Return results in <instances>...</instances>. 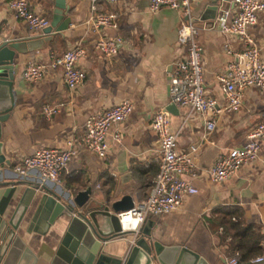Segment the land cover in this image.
<instances>
[{
    "label": "crops",
    "instance_id": "crops-1",
    "mask_svg": "<svg viewBox=\"0 0 264 264\" xmlns=\"http://www.w3.org/2000/svg\"><path fill=\"white\" fill-rule=\"evenodd\" d=\"M222 0L217 1V6ZM30 8L51 21L55 0H28ZM70 18L68 27L60 32L45 34L50 38L42 47L18 56L15 67L13 93L15 107L1 124L2 154L7 163L0 164L2 175L41 180L53 191H78L90 186L96 200L112 202L129 195L133 205L141 201L149 187L148 177L158 168V141L150 128V116L168 104V73L174 60L183 55L184 47L177 40L178 27L183 19L180 12L159 7L150 12L147 0H117L113 4L98 1L94 11L87 0H64ZM207 0H190L189 19L197 27L196 40L201 47V64L205 94L224 103L220 83L215 74L224 69L231 57L229 49L240 48L232 36L221 34L212 26L217 10L205 11ZM208 12V13H206ZM114 15L115 27L90 23L92 14ZM213 16L204 18L205 15ZM249 32L260 48L264 62V12L257 16ZM44 37L16 19L0 0V36ZM98 38L119 40L118 51L103 57L93 48ZM84 49V56L76 64L85 72V79L70 91L62 79L61 69L47 70L41 80L27 83L21 71L27 62L46 63L51 53L59 54L74 45ZM128 100V116L113 125L106 135L107 151L99 158L80 148L62 172L58 181L43 180L36 170L20 175L13 170L20 158L36 148L65 149L67 141L77 140L82 134L84 119ZM44 105H61L60 110L47 118ZM170 114L169 129L175 135L178 149L196 146L193 161L197 170L208 168L217 154L244 143L246 133L264 121V89L247 88L236 111L220 112L214 116V128L205 130L204 119L188 107L176 106ZM117 130L119 142L111 132ZM196 192L183 197L172 212L150 216L151 233L163 245H184L197 253L208 264H225L229 253L224 234L215 226L218 209L235 208L243 224L251 225L262 237L264 247V144L260 143L257 158L241 165L221 182H210L204 175L190 178ZM24 187L21 186V189ZM33 197L17 234L37 257L36 264H50L66 224H54L40 234L26 229L36 207ZM149 218V217H148Z\"/></svg>",
    "mask_w": 264,
    "mask_h": 264
},
{
    "label": "built area",
    "instance_id": "built-area-1",
    "mask_svg": "<svg viewBox=\"0 0 264 264\" xmlns=\"http://www.w3.org/2000/svg\"><path fill=\"white\" fill-rule=\"evenodd\" d=\"M89 10L96 9L98 1L113 4L117 0H87ZM148 10L153 12L159 7L178 11L183 16L177 33V40L183 45V55L174 60L168 73V104L188 107L204 119L205 130L214 128V116L220 112L236 111L242 95L247 88L264 89V62L260 48L249 32L255 25L257 16L264 12V0H222L217 6L218 12L212 26L223 34L234 37L240 48L231 50L227 44L223 49L231 59L225 68L215 74L220 83L224 103L217 106L214 98L205 94L201 64V47L196 40L197 27L189 19L190 0H147ZM13 16L24 21L34 31H42L49 26L50 20L30 8L28 0H6ZM114 15L92 14L89 17L94 27H115ZM117 38H98L93 48L103 57H112L118 51ZM84 56L79 44L62 53L49 55L48 62H27L21 71V79L27 83H36L47 70L60 68L62 79L70 91H73L85 79L84 70L76 64ZM61 105H44L42 113L50 118L60 110ZM131 111L128 100H122L102 111L89 114L83 122L82 134L77 140L67 141L65 149L48 147L36 148L30 155L23 156L14 165L13 170L26 174L30 170L39 172L43 180L58 181L78 149L83 148L99 158L107 151L106 135L116 123L123 121ZM170 114L165 108H159L150 116V128L158 141V168L148 177L149 187L146 196L131 209L117 214L121 229L137 232L150 216L165 215L174 211L184 196L196 192V188L181 176L196 178L200 175L210 182H221L232 175L241 165L257 158L260 143L264 144V121L258 122L246 133V140L239 146L231 147L216 155L211 165L203 171L197 170L193 155L195 145L186 150L178 149L175 135L169 129ZM114 142H119L117 130L111 132ZM229 237H225L228 243ZM264 262V247L252 257L249 264ZM225 264H240L238 253H229Z\"/></svg>",
    "mask_w": 264,
    "mask_h": 264
},
{
    "label": "water",
    "instance_id": "water-1",
    "mask_svg": "<svg viewBox=\"0 0 264 264\" xmlns=\"http://www.w3.org/2000/svg\"><path fill=\"white\" fill-rule=\"evenodd\" d=\"M218 0H207L205 11L217 10ZM64 0H55L49 26L42 33L65 30L70 18L65 17ZM208 13V12H206ZM211 18L213 15H205ZM50 38L0 36V164L7 163L2 154L1 124L15 107L13 84L20 54L42 47ZM165 110L176 114V106ZM21 186L24 188L21 189ZM35 198L36 207L26 229L46 233L54 224H66L65 233L50 264H208L184 245H163L153 238L149 217L137 232L121 229L117 214L132 208L129 195L112 202L96 200L90 186L78 191L55 192L41 180L9 177L0 170V264H36L37 257L26 246L17 230ZM252 264H264L252 263Z\"/></svg>",
    "mask_w": 264,
    "mask_h": 264
},
{
    "label": "trees",
    "instance_id": "trees-1",
    "mask_svg": "<svg viewBox=\"0 0 264 264\" xmlns=\"http://www.w3.org/2000/svg\"><path fill=\"white\" fill-rule=\"evenodd\" d=\"M215 226L224 236H228L231 253H238L240 264H249L252 257L259 254L263 246H260L261 235L251 225H245L240 219L237 209H218L215 211Z\"/></svg>",
    "mask_w": 264,
    "mask_h": 264
}]
</instances>
